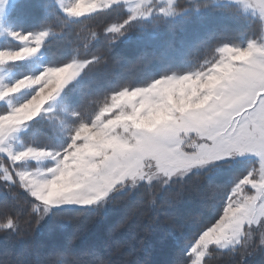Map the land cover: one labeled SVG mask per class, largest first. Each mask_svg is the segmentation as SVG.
<instances>
[{
	"label": "snow or ice",
	"instance_id": "6c2138e0",
	"mask_svg": "<svg viewBox=\"0 0 264 264\" xmlns=\"http://www.w3.org/2000/svg\"><path fill=\"white\" fill-rule=\"evenodd\" d=\"M177 26L178 43L133 61L149 73L105 71ZM0 198L5 235L55 244L0 264H150L122 258L147 229L140 248L112 238L137 213L162 225V264L264 257V0H0Z\"/></svg>",
	"mask_w": 264,
	"mask_h": 264
},
{
	"label": "trees",
	"instance_id": "16d2710c",
	"mask_svg": "<svg viewBox=\"0 0 264 264\" xmlns=\"http://www.w3.org/2000/svg\"><path fill=\"white\" fill-rule=\"evenodd\" d=\"M27 2H31V0H27ZM100 21V18H96L91 23L95 26L96 23ZM191 26H187L186 30L190 31ZM79 31V29H77ZM184 33L179 30V26L176 29L165 32V34L161 36H157L155 39H152L151 36H146V43L142 47H137L135 45H122L116 51L118 56L116 57L119 60L118 64H110L109 68L106 69L109 74L114 76H119L124 79H130L135 76L145 75L149 73L156 65L155 62L152 64H134L133 61L135 58L141 53L144 54L146 60H151L154 54V50L157 48V45L165 42L172 41L174 43H178ZM245 37H241L244 39ZM93 39V37L89 34L87 29H85L81 35L79 36L80 41H88ZM51 55L54 59L60 56V48L58 42H53L51 45ZM0 203H3V199L0 198ZM138 201L136 200H127L122 205L118 206L117 212H115L109 219V223L118 222L121 217L125 216V211L127 206L133 204L132 208H129L128 213L137 205ZM21 210V222L28 221L31 223V220L28 218L26 211L24 210L23 203L19 205ZM138 224H140L142 229H147L145 233L146 245L143 249L137 252L136 255L131 257H122L130 260H146L149 261L150 264H162V262L168 259L172 255V250L164 245H162L160 241V233L162 231V225H152L148 226L145 219L140 215L136 214ZM132 216V215H131ZM129 216L127 222L124 223L120 229L113 235L114 240L127 241L129 247L140 248L139 241L135 238V234L139 231L134 230L132 224H130L132 217ZM2 219V218H0ZM82 227L86 230V235L88 234V224L87 219L82 221ZM104 226L99 225L95 226L91 232L92 234L101 233L103 231ZM9 230L0 229V250H6L5 253L1 252L0 255L6 254L10 259H16L17 253L23 252L25 258L32 259H43L47 256L49 251L55 246L54 241L51 237L40 233L34 232L31 239L26 243L22 244L16 239H14L11 235H5ZM195 232V227L189 226L186 229V235H191ZM258 242V235L255 237ZM239 255L223 252V251H213L211 255L207 259V264H237L239 260ZM251 264H262V260L264 257L260 255H255L253 257L248 258Z\"/></svg>",
	"mask_w": 264,
	"mask_h": 264
},
{
	"label": "rangeland",
	"instance_id": "374dc122",
	"mask_svg": "<svg viewBox=\"0 0 264 264\" xmlns=\"http://www.w3.org/2000/svg\"><path fill=\"white\" fill-rule=\"evenodd\" d=\"M132 206H133V204L127 206L126 211H125V216L128 215V210H129V208H132ZM131 217H132V219H131V222H130L129 225L132 224L134 230L136 229L137 231H140V230L142 229V227H140L141 225L138 224V221H137V217H138V216L135 214V215H132ZM136 230H135V231H136ZM1 252L5 253L6 250H4V249H3V250H0V253H1ZM6 253H7V252H6ZM8 256H9V254H8Z\"/></svg>",
	"mask_w": 264,
	"mask_h": 264
}]
</instances>
